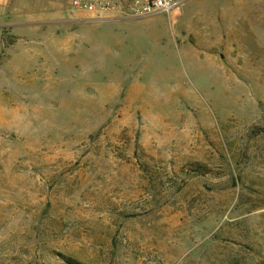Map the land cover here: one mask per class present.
<instances>
[{
    "label": "rangeland",
    "instance_id": "1",
    "mask_svg": "<svg viewBox=\"0 0 264 264\" xmlns=\"http://www.w3.org/2000/svg\"><path fill=\"white\" fill-rule=\"evenodd\" d=\"M64 14L0 61V264H264V0Z\"/></svg>",
    "mask_w": 264,
    "mask_h": 264
},
{
    "label": "crops",
    "instance_id": "2",
    "mask_svg": "<svg viewBox=\"0 0 264 264\" xmlns=\"http://www.w3.org/2000/svg\"><path fill=\"white\" fill-rule=\"evenodd\" d=\"M66 5L67 0H0V43L3 48L0 61L11 57L9 52L14 43H7L8 36L22 39L26 35L40 34L54 24L60 30L72 23L71 16L64 14Z\"/></svg>",
    "mask_w": 264,
    "mask_h": 264
},
{
    "label": "built area",
    "instance_id": "3",
    "mask_svg": "<svg viewBox=\"0 0 264 264\" xmlns=\"http://www.w3.org/2000/svg\"><path fill=\"white\" fill-rule=\"evenodd\" d=\"M186 0H67L75 13L90 15L92 21L108 22L170 14Z\"/></svg>",
    "mask_w": 264,
    "mask_h": 264
},
{
    "label": "trees",
    "instance_id": "4",
    "mask_svg": "<svg viewBox=\"0 0 264 264\" xmlns=\"http://www.w3.org/2000/svg\"><path fill=\"white\" fill-rule=\"evenodd\" d=\"M65 261L67 262V264H79L71 259H66Z\"/></svg>",
    "mask_w": 264,
    "mask_h": 264
},
{
    "label": "water",
    "instance_id": "5",
    "mask_svg": "<svg viewBox=\"0 0 264 264\" xmlns=\"http://www.w3.org/2000/svg\"><path fill=\"white\" fill-rule=\"evenodd\" d=\"M221 58H223V57H221Z\"/></svg>",
    "mask_w": 264,
    "mask_h": 264
}]
</instances>
